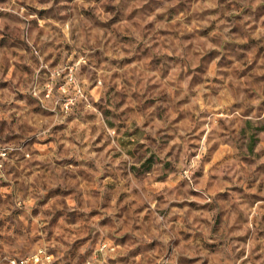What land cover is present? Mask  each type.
I'll list each match as a JSON object with an SVG mask.
<instances>
[{
  "label": "rangeland",
  "instance_id": "obj_1",
  "mask_svg": "<svg viewBox=\"0 0 264 264\" xmlns=\"http://www.w3.org/2000/svg\"><path fill=\"white\" fill-rule=\"evenodd\" d=\"M0 161V264H264V0H0Z\"/></svg>",
  "mask_w": 264,
  "mask_h": 264
},
{
  "label": "built area",
  "instance_id": "obj_2",
  "mask_svg": "<svg viewBox=\"0 0 264 264\" xmlns=\"http://www.w3.org/2000/svg\"><path fill=\"white\" fill-rule=\"evenodd\" d=\"M0 163H1V161H0ZM38 260V258L36 257L35 258V261H37ZM29 261V259H24V258H22L20 261H18V263H26V262H28ZM12 262L13 263H15V262H17L15 259H12ZM90 261H88V263H89ZM54 264H57V263H54Z\"/></svg>",
  "mask_w": 264,
  "mask_h": 264
}]
</instances>
